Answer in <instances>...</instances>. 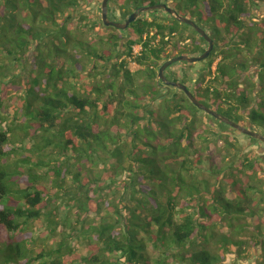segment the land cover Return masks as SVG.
<instances>
[{
	"label": "trees",
	"instance_id": "trees-1",
	"mask_svg": "<svg viewBox=\"0 0 264 264\" xmlns=\"http://www.w3.org/2000/svg\"><path fill=\"white\" fill-rule=\"evenodd\" d=\"M165 1L209 35L214 42L209 56L219 58L203 89L205 76L197 79L186 71L180 77L175 74V65L191 66L185 62L169 66L166 78L189 90L191 87L193 96L213 111L264 135V0ZM83 2L21 0L19 6L13 0L10 6L22 19L31 11L29 5L36 4L32 24L40 20L46 26L43 35L33 33L24 21L25 28L14 30L20 34L18 45L10 44L0 27V54L19 61L17 56L34 45L31 60L42 79L40 86L32 74V80L24 85L26 95L16 130L28 141L20 144L29 154L33 148L52 146L66 163L63 168H50L51 160L32 161L43 175L33 169L27 174L19 168L12 171L5 160L16 154L15 136L9 128L0 131L3 263L98 262L101 254H107L115 257L113 264H221L228 254L235 252L239 259H248L247 253L259 248L264 264L263 160L255 153L243 152L233 136L234 129L203 111L204 115L198 113L201 110L183 92L157 80L159 67L170 57L201 55L207 43L163 10L141 13L124 31L105 27L119 36L111 34L95 44L71 37L66 24L73 16L82 18L78 13ZM160 2L109 0L113 5L109 16L125 22L141 5ZM3 12L5 7H0V18ZM182 26L197 37L190 47L173 43L175 36L185 40ZM24 31L29 32V40L21 38ZM137 45L140 51L135 55L132 49ZM52 57H60L64 65ZM129 61L138 67L134 74L127 68ZM99 67L104 71L97 73ZM86 70L93 74L87 77L93 79L90 85L81 82L80 73ZM11 88L17 90L13 81H0V112ZM31 129L49 136L32 145L37 136L28 133ZM103 158L113 161V171L125 179L118 200L109 206L114 223L88 226L93 230L90 236L99 244L94 253L84 257L60 243L32 254L30 237L23 233L31 221L44 214L50 200L40 182L55 174L61 182L70 176L72 183L83 185L81 173L68 169L71 160L97 163ZM211 241L217 251L210 248ZM148 245L159 252V258L147 255Z\"/></svg>",
	"mask_w": 264,
	"mask_h": 264
},
{
	"label": "rangeland",
	"instance_id": "rangeland-1",
	"mask_svg": "<svg viewBox=\"0 0 264 264\" xmlns=\"http://www.w3.org/2000/svg\"><path fill=\"white\" fill-rule=\"evenodd\" d=\"M14 1H17V5H21V0ZM4 2L6 4H4ZM11 2H13V0H0V7H5L6 9V12H3V17L0 18V27H3L5 30L2 33L6 35L9 43L18 45L20 42V34L16 35L14 30H18L20 26L25 28V22H27L29 26L31 25L30 27L33 28L30 29V32H37L43 35L42 29H44L46 26L42 25L39 22L40 20L37 21V24H32V15L35 14L38 6L33 3L30 4L29 6L31 11L28 13L26 19H22L20 16L21 14L15 9H12V5L10 6ZM160 3L166 5L169 4L165 0H161ZM99 4V0H84L78 13L82 18L79 19L78 17L75 18L73 16L66 24L67 29H69L68 34L71 37L75 36L95 44L94 41H97L96 43H98L99 39H104L111 34H116L119 36L120 33L116 31L109 33L104 29L105 27L101 25ZM140 7L146 6L141 5ZM262 9L263 8L260 7V10ZM145 17L147 18L148 15H145ZM197 26L199 25L197 24ZM182 28L184 29L183 31H185V40L177 39L175 36L173 38V43L176 42L177 44L180 42L184 43V45H187V47H190V41L192 39L196 40L197 37L194 35L191 29H186L183 26ZM28 36H30L28 31L21 33V38L23 40H29ZM31 46L33 49L34 45ZM32 49L29 52L27 51L22 56H17L19 57V61H14L13 57L10 58V56L6 55L5 53L0 54V72L4 73L3 76H0V81H3L6 84L9 83V81H13L15 87L17 88V90L11 88V90H9L7 93V98L4 99L0 112V131L9 128L12 131L13 137L15 136L13 147L16 150V154L5 160L6 164L10 166L9 169L14 171L19 168L24 174H27L28 169H33L37 175H43V171L37 168L32 161L41 159L42 161L47 162L51 160L52 162L50 164V168H63L66 163L63 160V156H59L57 150L53 149L52 146H47L42 150L33 148L29 154V152L25 149L24 144H20L21 140H24V143H27L28 141L24 138L25 136L22 131L16 130L17 126L21 123L19 113L21 112V104L24 102L26 95V89L24 85L26 82H28V80H32V74L35 75L38 85L41 86L42 83V79L39 76L40 70H37V67L34 66L31 60V56H33ZM40 49H44V56L47 57L48 51L45 50L42 44ZM135 49L137 48L135 47ZM212 52L213 49L211 53ZM185 56H191V54L189 53V55ZM52 58H54L60 65H64L60 57H57V59L55 57ZM218 60V57L209 56L204 61L190 64L191 66L185 67V69L182 68L183 65H175V74L180 77L183 72L186 71L192 73L191 75L193 77L197 75V79L199 75L205 76V80L201 82V88L203 89L207 85L210 78V73L214 71ZM209 63L211 64L209 65ZM127 68L132 74L138 70V67L135 66L131 61L128 62ZM101 71L104 70L103 68L99 67L97 73ZM80 74L82 76V83L85 85H90L92 83L93 79L87 78L88 75L91 74L88 72V70ZM193 84L194 83H192L191 86H193ZM172 91L174 90H171V92ZM190 91L191 93L193 92L191 87ZM197 112L204 115L202 111ZM219 114L226 117L222 113ZM202 117L203 118L200 119L202 121H206L204 116ZM213 129L216 130V132L218 131L216 127ZM28 133H35L37 136V139H32V145L33 143L40 144L42 139L41 137L49 136L46 133H42L40 130L34 131V129H31ZM233 136L238 140L239 145L241 148H243V152L255 153L264 162V146H262L259 141L254 139L253 141L248 142L246 136L238 133L237 131H233ZM76 163V161L71 160L68 169L74 174L77 172L81 173L80 179L83 182V185L74 181L72 183V178L70 176H67L64 179V182H61L55 174L48 175L45 181L40 182V184H43L46 187L47 196L50 198V200L47 201L49 205L47 206L46 204V209L43 211L44 214L40 218L31 221L23 233L24 235L30 237L29 249L32 254H35L40 249H46V251H49L56 248L58 244L62 243L66 247H72L74 253H78L84 257H89L94 253L93 248H95L98 243H96V241L91 237V232H93V230L89 229L88 226H97L104 221L109 223H114L115 221L113 213H111L109 210V206L118 200V195L122 190L121 186L125 176L118 175L113 171L114 164L110 159L103 158L97 163H88L84 161L83 163ZM86 178H89V180L87 181ZM54 182L61 184L62 188H58L53 184ZM81 204H83V206ZM49 213H53V215H49ZM262 220L264 221V219ZM229 232L230 231L225 230V233ZM238 237L240 238L242 236ZM0 248H2V246H0ZM210 248L212 251H217L213 241H211ZM258 251L259 248L257 251L251 249L247 253L248 259H239L235 252L228 254L223 259L221 264H263L262 258L259 257ZM2 254L3 253L0 254V264H4V258ZM147 255L154 260L159 258V252L157 250H152L149 245L147 247ZM98 259V262L85 261L78 263L67 261L66 264H113L115 257L112 255L101 254ZM46 264L49 263L46 262Z\"/></svg>",
	"mask_w": 264,
	"mask_h": 264
},
{
	"label": "water",
	"instance_id": "water-1",
	"mask_svg": "<svg viewBox=\"0 0 264 264\" xmlns=\"http://www.w3.org/2000/svg\"><path fill=\"white\" fill-rule=\"evenodd\" d=\"M109 0H102L101 5H100V20L101 23L104 27H112L114 29L124 31L126 30L130 23L134 22L136 18L144 12H151L155 10H163L165 13L169 14L170 16H173L176 21L179 23L185 24L189 27H191L206 43H207V48L206 50L198 56H185V55H178L174 57H170L168 60H166L158 69V74H157V80L163 83L164 86L172 87L174 89L180 90L181 92L184 93V95L187 97V99L199 110L203 111L207 115L213 117L220 123H223L230 128L234 129L238 133H241L245 136L251 137L257 141H260L261 143L264 144V135H262L259 132L253 131L248 129L247 127L240 126L239 124H236L235 122L231 121L230 119L220 115L219 113L211 110L210 108L206 107L204 104H202L200 101H198L191 91L187 88L186 85L180 83V82H175V81H170L165 77V70L178 62H185L187 64H195L199 63L201 61H204L207 59L213 49L214 42L213 40L209 37V35L199 26H197L193 21L177 14L173 9L168 7L166 4H154L151 6H146V7H139L137 8L125 22H116L112 21L108 18L107 15V4Z\"/></svg>",
	"mask_w": 264,
	"mask_h": 264
},
{
	"label": "flooded vegetation",
	"instance_id": "flooded-vegetation-1",
	"mask_svg": "<svg viewBox=\"0 0 264 264\" xmlns=\"http://www.w3.org/2000/svg\"><path fill=\"white\" fill-rule=\"evenodd\" d=\"M101 2H102V0L100 1V4H99V6L101 5ZM168 6V5H167ZM113 7V5L111 4V3H109V1H108V4H107V15H108V18H109V8H112ZM110 19V18H109ZM101 21V20H100ZM117 22V21H116ZM101 25H102V23H101ZM193 30V29H192ZM174 35V34H173ZM165 40L167 41V40H169V37H166L165 38ZM179 45H181V46H183L184 45V43H178ZM135 47L137 48V51H135ZM140 51V46H134L133 47V49H132V52H133V54H135V55H137L138 54V52ZM174 57V56H173ZM134 64V63H133ZM135 65V64H134ZM136 66V65H135ZM165 73V72H164ZM166 77V76H165ZM248 129H250V130H253L252 128H249V127H247ZM254 131V130H253ZM257 132V131H256ZM260 142V141H259Z\"/></svg>",
	"mask_w": 264,
	"mask_h": 264
},
{
	"label": "built area",
	"instance_id": "built-area-1",
	"mask_svg": "<svg viewBox=\"0 0 264 264\" xmlns=\"http://www.w3.org/2000/svg\"><path fill=\"white\" fill-rule=\"evenodd\" d=\"M135 51H137V49H135Z\"/></svg>",
	"mask_w": 264,
	"mask_h": 264
}]
</instances>
